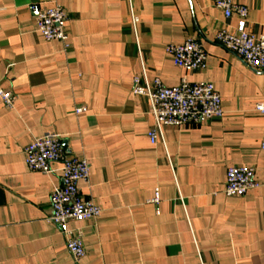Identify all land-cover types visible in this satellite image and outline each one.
I'll return each instance as SVG.
<instances>
[{"label":"crops","instance_id":"1","mask_svg":"<svg viewBox=\"0 0 264 264\" xmlns=\"http://www.w3.org/2000/svg\"><path fill=\"white\" fill-rule=\"evenodd\" d=\"M213 1L0 0V83L17 97L11 109L0 100V264H264V118L255 110L264 71L215 41L238 20ZM238 2L249 8L248 32L263 36L264 0ZM32 5L67 11V45L37 32ZM188 38L208 54L202 72L167 54ZM143 66L167 87L184 78L213 83L224 116L166 127L151 143L149 101L132 94ZM81 106L88 110L77 116ZM47 134L88 161L81 194L102 208L97 220L71 224L87 250L78 263L49 221L61 165L47 175L25 162V148ZM234 166L254 168L261 187L227 197Z\"/></svg>","mask_w":264,"mask_h":264},{"label":"built area","instance_id":"2","mask_svg":"<svg viewBox=\"0 0 264 264\" xmlns=\"http://www.w3.org/2000/svg\"><path fill=\"white\" fill-rule=\"evenodd\" d=\"M213 5L223 12L226 19L235 17L238 20L236 27L226 26L218 30L215 41L248 67L264 71V35L257 37L248 32L249 8L238 0H214ZM30 9L36 12L37 32L45 40L67 45L68 15L63 7L39 9L32 5ZM139 21L132 9L131 22L135 31ZM166 51L174 65L187 72H202L207 68L208 54L195 38H188L180 44H170ZM132 94L146 97L149 101L155 125L148 137L153 144L157 142L158 136H163L166 127L198 125L224 116L221 96L211 82L191 83L184 78L178 86L167 87L158 78L151 81L143 66L142 75L133 80ZM16 99V95L5 90L0 83V100L4 106L13 108ZM87 110V107L81 106L75 109V113L80 116ZM255 110L264 118V102L257 103ZM261 150L264 153V133ZM24 153L30 171L49 175L54 172L53 164L61 165L62 184L51 194L49 221L63 235L68 252L78 263L86 257L87 250L82 228H71V224L97 220L102 213V208L94 200H85L81 194L80 184L90 180V165L86 159L70 157L57 134L36 138L25 148ZM255 177L256 170L252 167H230L224 191L226 196L244 197L250 190L258 189L261 184ZM154 203H159L158 194Z\"/></svg>","mask_w":264,"mask_h":264}]
</instances>
